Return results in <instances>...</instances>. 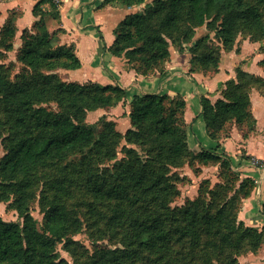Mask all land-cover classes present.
Here are the masks:
<instances>
[{
    "label": "trees",
    "instance_id": "1",
    "mask_svg": "<svg viewBox=\"0 0 264 264\" xmlns=\"http://www.w3.org/2000/svg\"><path fill=\"white\" fill-rule=\"evenodd\" d=\"M260 2L264 4V0ZM43 4H50L55 17L58 16L57 3L37 2L34 14L40 18L21 34L22 44L16 53L19 68L24 71L79 69L82 63L73 46L53 44L56 32L48 29ZM105 4L128 8L145 5V12L129 14L118 24L110 47L113 55L127 60L128 68L144 76L164 74L172 47L182 50L181 42L192 38L195 29L204 24L209 30H217L223 48L208 44V35L199 39L190 49L191 72L201 71L199 65L204 73L218 72L222 50L233 49L240 30L250 31L255 41L264 39L261 8L247 0H105ZM15 13H10L0 30L1 38L7 37L5 52L14 48ZM3 56L0 51V145L5 151L0 159V203L10 202L14 196V208L23 223L6 221L0 216V264H68L65 260L57 261V244L65 241L66 245L70 235L79 231V223L77 220L74 223L63 210L60 196L47 203L44 196L45 216L42 227H38L30 211L27 177L77 153L81 155L79 165L73 168L83 176H90L95 199L113 201L117 207L106 219L108 226L126 229L131 244L138 251H146L153 264H183L181 259L189 257L187 237L194 241L191 247H201L203 238L208 236L204 250L241 246L243 239H248L256 250L264 242V227H247L239 218L243 202L237 215L233 213L232 201L218 205L215 213L201 208L200 204L183 209L169 206L178 194L174 182L179 178L170 175V166L180 165L189 153L186 102L182 97L157 93L134 96L129 113L132 128L123 134L116 130L114 121L105 117L100 125L88 124L85 119L89 111L126 102L125 88L92 81L64 82L55 74L42 75L39 82L28 81L23 71L14 73L15 63L8 66L2 63ZM260 64L264 67V61ZM236 73V79L226 82L222 97L215 102L201 96L208 134L219 146L222 139L230 136L233 124L248 123L250 131L255 130L253 90H243V79L250 81L256 76L241 68ZM52 102L57 104V109L47 106ZM143 138H146L145 159L124 146L127 158L116 161L113 169L106 166L117 158V148L123 139L135 143ZM200 158L205 164H232L225 152L202 149ZM255 187L254 179L244 178L240 184L243 199L250 197ZM179 247L183 250L179 251ZM135 257L134 251L102 250L91 264H133L138 261Z\"/></svg>",
    "mask_w": 264,
    "mask_h": 264
},
{
    "label": "rangeland",
    "instance_id": "2",
    "mask_svg": "<svg viewBox=\"0 0 264 264\" xmlns=\"http://www.w3.org/2000/svg\"><path fill=\"white\" fill-rule=\"evenodd\" d=\"M247 1L251 5H258L264 16V4H262L260 0ZM44 6L43 4V7ZM48 6L54 17L55 11L52 10L50 4H48ZM134 7L137 8L136 12L139 13H143L146 10L145 5ZM42 11L46 13L44 8H42ZM19 14L20 11H16L15 15L13 14L14 18ZM217 24V27H219V22H217ZM184 27L187 28L188 25L185 24ZM216 31L217 30H209L207 25L204 24L195 29L192 38L181 42L182 50L175 46L172 47V50L189 52L191 59V47L199 39L207 35L210 37L208 44L223 48L221 40L216 36ZM1 36L0 33V51L5 55L3 56L4 61L2 63L6 66L15 63L17 67H14V73L23 71L24 77L28 81H33L34 79V81L39 82L41 81L42 75L55 74L64 82H74L69 79L70 72L65 69H56L54 71H48L46 69L37 71L21 70L19 64L16 62L15 40H13V50L5 52L4 45L7 37L1 38ZM223 51H235L240 54L246 52V54L259 55L257 65L263 69L264 73V67L260 64L264 61V39L255 41L254 34L250 31L246 29L238 31L233 49L230 51L222 50V53ZM237 68H241L243 71L256 76V79L250 81H247L246 78L243 79V90L245 92L252 90L264 92V74H256L245 70L243 68V63H240ZM198 69L201 70L200 72H203L200 65ZM205 72V74H211L207 71ZM85 84H87V82ZM47 106L52 107V109H57V104L55 102L49 103ZM125 115L128 114H107L104 108H100L89 111L85 122L88 124L96 123L100 125L102 122L100 120L105 117L116 123L117 131L125 134L128 129L132 128L130 120L125 123V120L121 119ZM114 116L116 119L120 120H115L113 118ZM245 124L248 126V132L250 133L249 124ZM187 131L189 134V126H187ZM145 139L146 138H143L135 143H129L123 139L117 148V158L110 161L106 166L113 169L116 161H122L127 158L124 146L135 150L138 156L145 159L147 157V151L144 150L145 146H143ZM0 142H2V139ZM188 147L189 153L182 159V163L178 166H170V175H176L179 178L174 182L178 194L172 198L169 206L173 209H183L193 206L194 204H200L201 208L209 209L211 213H215V208L218 205L226 201H232L233 213L237 215L241 203L245 200L243 199V192L240 191V184L244 178L241 176L239 170L235 168L233 164L226 165L223 162L205 164L200 158L202 149L190 146L189 142ZM4 154V148H1L0 145V159ZM80 157L81 155L79 153L74 154L64 161L43 167L39 169L37 173L27 177L30 183L28 190L30 195V211L36 219L38 227H42L43 225L45 216L44 203L54 201L56 196L61 197L63 210L70 214L72 221L75 223V220H77L79 223V231L70 235V241L66 245L65 241L57 244L55 252L58 257L57 261L65 260L68 264H91L102 250H116L126 253L134 251L136 256L134 259L136 260L137 258L138 261L133 264H153L152 258L146 251H138L136 250V246L131 244L126 229L119 230L108 226L106 219L116 212L117 207L113 201L101 202L95 199L91 183L89 182L90 176H83L79 171L73 168L74 165H79ZM105 179H107V176ZM105 179L100 180L99 183H103ZM247 191H249V189H247ZM44 196L46 197V201L42 204ZM14 201L15 197L13 196L10 202L0 203V216L6 221L23 223V219L19 217L18 211L14 208ZM136 202L140 204L138 200H136ZM135 206L137 205H131V207ZM127 210L131 209L128 208ZM247 227L253 228L256 226L249 224ZM75 229L76 226L73 227V230ZM185 240V246L187 247L189 257L187 259H185V257L181 259L183 264L188 263L187 261L197 264H264V242L256 250L253 249L248 239H243L244 242L241 243V246L231 245L223 248H208L204 250L202 248H205L208 236L203 238L201 247L198 245L191 247L194 241L190 237H187ZM182 250L183 249L179 247V251Z\"/></svg>",
    "mask_w": 264,
    "mask_h": 264
},
{
    "label": "crops",
    "instance_id": "3",
    "mask_svg": "<svg viewBox=\"0 0 264 264\" xmlns=\"http://www.w3.org/2000/svg\"><path fill=\"white\" fill-rule=\"evenodd\" d=\"M39 0H0V30L12 11H20L16 18L17 35L15 52L22 44L21 34L31 29L40 18L34 14ZM41 6L53 37L54 45L73 46L82 66L70 72L69 79L79 82H97L102 85H119L126 89L127 100L115 107L104 109L107 114H128L123 118L129 122L130 101L136 95L157 93L170 97L180 96L186 102L185 119L189 126L188 142L197 149H208L230 156L232 164L243 178L251 177L256 187L246 198L239 212V218L247 225L264 227V169L250 164L253 158L264 161V94L258 90L251 93L252 112L256 119L255 130L248 132L245 123L233 124L229 137L221 145L208 134L202 114L201 96L213 102L222 97L227 81L236 79V68L243 63L249 72L263 75L257 65L259 55L235 51H223L219 71L205 74L191 72L189 52L172 50L164 74L144 76L128 68L127 60L112 54L110 47L115 41L114 30L127 15L137 11L136 7L119 4H105V0H59L58 16L53 17L48 4ZM46 7V9H45ZM115 120V116L113 117ZM247 133V135H245Z\"/></svg>",
    "mask_w": 264,
    "mask_h": 264
},
{
    "label": "built area",
    "instance_id": "4",
    "mask_svg": "<svg viewBox=\"0 0 264 264\" xmlns=\"http://www.w3.org/2000/svg\"><path fill=\"white\" fill-rule=\"evenodd\" d=\"M52 1L59 4V0H52ZM250 164L255 166V167H258L260 169H264V161H262V160L253 158L250 160Z\"/></svg>",
    "mask_w": 264,
    "mask_h": 264
}]
</instances>
